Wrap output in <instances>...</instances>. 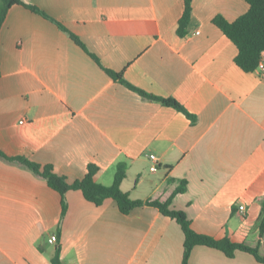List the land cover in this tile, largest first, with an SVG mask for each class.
I'll list each match as a JSON object with an SVG mask.
<instances>
[{
    "label": "crops",
    "instance_id": "obj_1",
    "mask_svg": "<svg viewBox=\"0 0 264 264\" xmlns=\"http://www.w3.org/2000/svg\"><path fill=\"white\" fill-rule=\"evenodd\" d=\"M22 2L53 20L14 4L0 27V264H51L58 243L61 264H182L176 220L148 205L124 214L112 198L95 205L78 189L65 193L62 214L61 195L7 159L19 156L69 182L95 164L94 179L106 186L126 162L120 188L132 199L166 200L186 180L171 206L193 230L263 254L264 66L238 67L236 46L212 21H233L248 3L192 0L181 36L184 0ZM105 69L175 99L195 121ZM188 264L264 263L197 245Z\"/></svg>",
    "mask_w": 264,
    "mask_h": 264
},
{
    "label": "trees",
    "instance_id": "obj_2",
    "mask_svg": "<svg viewBox=\"0 0 264 264\" xmlns=\"http://www.w3.org/2000/svg\"><path fill=\"white\" fill-rule=\"evenodd\" d=\"M249 7L247 11L233 21H227L222 16L217 15L213 18V23L228 37L236 46L237 54L234 61L238 67L246 72H252L260 66H264V0H245ZM192 0H184V10L178 20L177 33L181 36L185 34V29L188 24L191 12ZM14 4H22L35 13H38L46 18L53 20L48 14L38 7L30 4H25L22 0H0V27L8 9ZM58 26L66 31L70 37L80 46L84 47L80 39L63 24L55 21ZM91 56L98 61L93 54ZM106 72L114 79H118L130 88L139 92L142 96L160 101L162 104L174 107L183 112L192 122L195 121V115L189 113L180 103L173 98H163L148 94L141 89L125 82L120 73L110 69H105ZM0 155H3L0 152ZM4 156V155H3ZM12 161H18L35 174L43 177L49 187L56 190L61 195L62 214L66 208L64 199L65 193L70 189H78L82 192L84 198L95 205H100L107 198H112L120 212L127 214L132 209L148 205L157 208L163 215L168 216L180 225L184 235L182 264H188V259L191 250L197 245H204L222 251L227 257H233L237 250L251 254L256 261L264 263V253L260 254L257 246H249L242 242H233L229 238L216 239L207 234L198 233L191 227V221L186 216L183 210L175 209L171 206L172 198L177 193L183 192L186 187V180H181L180 185L173 191L171 196L166 200L158 199H132L127 192L120 188V183L126 176V162H119L116 165L114 179L111 185L106 186L95 181L94 176L98 171V166L88 164L84 176L69 182L66 177L56 174L50 164L41 165L25 157H10ZM260 218H259V233H264V197L260 200ZM60 245L56 244L51 264H61L60 262Z\"/></svg>",
    "mask_w": 264,
    "mask_h": 264
},
{
    "label": "built area",
    "instance_id": "obj_3",
    "mask_svg": "<svg viewBox=\"0 0 264 264\" xmlns=\"http://www.w3.org/2000/svg\"><path fill=\"white\" fill-rule=\"evenodd\" d=\"M262 55H263V57H264V53H263ZM261 67H262V66H260V68H261ZM149 157H150V159H152V160L155 161V156H154L153 154H150ZM156 167H157V165H156V163L154 162V163L151 165L150 169H151V170H155ZM56 241H57V237H56L55 234H52V235L49 236V238H48V242H50V243H55Z\"/></svg>",
    "mask_w": 264,
    "mask_h": 264
}]
</instances>
